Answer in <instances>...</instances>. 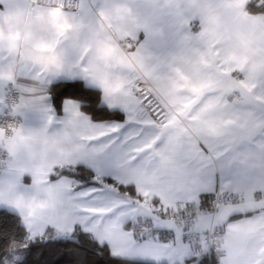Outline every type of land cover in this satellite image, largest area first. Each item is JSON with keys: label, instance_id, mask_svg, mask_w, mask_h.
I'll list each match as a JSON object with an SVG mask.
<instances>
[{"label": "snow or ice", "instance_id": "1", "mask_svg": "<svg viewBox=\"0 0 264 264\" xmlns=\"http://www.w3.org/2000/svg\"><path fill=\"white\" fill-rule=\"evenodd\" d=\"M16 8L48 38L0 41V264H264V0Z\"/></svg>", "mask_w": 264, "mask_h": 264}, {"label": "crops", "instance_id": "2", "mask_svg": "<svg viewBox=\"0 0 264 264\" xmlns=\"http://www.w3.org/2000/svg\"><path fill=\"white\" fill-rule=\"evenodd\" d=\"M167 2L171 5V16L168 18V21L175 27L177 31H179L181 28H183L186 32L195 33L199 31V21L190 8V5L194 3V0H167ZM4 3L6 5V8L4 9V16L7 15L9 19H15L17 0H4ZM24 57L25 55L20 53V55L13 56L6 60L5 72L8 73L10 68L18 69ZM182 94L183 87L182 85L178 84L177 95L179 96ZM5 149L7 153V147H5ZM12 151H16V146H12ZM16 159L22 161L23 157H17ZM258 176V172L252 173L247 178V182L251 186L250 192L255 196V198L257 200H264V186L258 182Z\"/></svg>", "mask_w": 264, "mask_h": 264}, {"label": "clouds", "instance_id": "3", "mask_svg": "<svg viewBox=\"0 0 264 264\" xmlns=\"http://www.w3.org/2000/svg\"><path fill=\"white\" fill-rule=\"evenodd\" d=\"M15 19H9L5 15L0 19V41L5 45L11 43L19 53L25 56L38 55L35 45L38 42H44L48 38V29L39 24L35 18L29 17L21 10L16 8ZM47 64L49 61H37Z\"/></svg>", "mask_w": 264, "mask_h": 264}, {"label": "built area", "instance_id": "4", "mask_svg": "<svg viewBox=\"0 0 264 264\" xmlns=\"http://www.w3.org/2000/svg\"><path fill=\"white\" fill-rule=\"evenodd\" d=\"M5 123H7V121H5ZM6 158H7V153L5 149L3 153H0V159H6Z\"/></svg>", "mask_w": 264, "mask_h": 264}]
</instances>
